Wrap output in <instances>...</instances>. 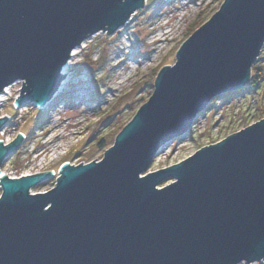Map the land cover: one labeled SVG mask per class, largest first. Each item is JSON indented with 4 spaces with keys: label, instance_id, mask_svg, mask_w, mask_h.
<instances>
[{
    "label": "water",
    "instance_id": "1",
    "mask_svg": "<svg viewBox=\"0 0 264 264\" xmlns=\"http://www.w3.org/2000/svg\"><path fill=\"white\" fill-rule=\"evenodd\" d=\"M147 0H0V94L45 107L72 52L120 33ZM264 47V0H224L158 73L154 91L99 161L20 178L0 141V264H249L264 259V119L149 172L222 95L244 89ZM8 116L0 118V130ZM141 175H145L141 177ZM163 188H157L164 182Z\"/></svg>",
    "mask_w": 264,
    "mask_h": 264
},
{
    "label": "rangeland",
    "instance_id": "2",
    "mask_svg": "<svg viewBox=\"0 0 264 264\" xmlns=\"http://www.w3.org/2000/svg\"><path fill=\"white\" fill-rule=\"evenodd\" d=\"M147 2L119 34L100 32L81 44L71 61L65 96L50 108L16 110L14 97L19 85L13 87L12 97L0 107V118L11 117L3 130L13 139L22 133L27 140L2 165L5 174H21L27 163L41 164L42 172L58 173L67 162L101 160L117 134L153 94L160 70L175 64L182 44L224 0ZM254 68L259 72L252 86L214 99L188 133L161 149L149 172L176 164L264 119V47ZM54 184L52 178L33 188L32 193L48 191Z\"/></svg>",
    "mask_w": 264,
    "mask_h": 264
},
{
    "label": "built area",
    "instance_id": "3",
    "mask_svg": "<svg viewBox=\"0 0 264 264\" xmlns=\"http://www.w3.org/2000/svg\"><path fill=\"white\" fill-rule=\"evenodd\" d=\"M128 22H127L126 25H128ZM17 85H19L18 88H17V93L18 94L14 97V100H16V98L19 96L20 90L22 88V81H19V80L16 81V82H14L12 85L6 87L4 89V91H3V93L0 94V107H1V105L3 103L7 102L12 97V89H13V87H16ZM36 108H38V107H36ZM15 109L17 110V109H20V108H18V107L15 106ZM10 119H11V117L8 118V121ZM3 129H4V126L0 130V141H3L4 144H7V143L11 142L13 140V138H11L10 136H8ZM23 136H24V140H23V143H24L27 140V137L24 134H23ZM67 163L72 164V165H78V164H80L82 162H80V163L67 162ZM43 170H44V168H43V166L41 164L40 165H34L32 163H27V164H25L23 166V170L21 171V174H19V175H8V176L10 178H20V177H23V176H30V175H34V174H37V173H41ZM57 176H58V173H55L54 172L53 178L55 180H56ZM249 264H264V259H262V260H260L258 262H252V263H249Z\"/></svg>",
    "mask_w": 264,
    "mask_h": 264
},
{
    "label": "bare ground",
    "instance_id": "4",
    "mask_svg": "<svg viewBox=\"0 0 264 264\" xmlns=\"http://www.w3.org/2000/svg\"><path fill=\"white\" fill-rule=\"evenodd\" d=\"M148 1V0H147ZM146 1V4L148 3ZM136 14V13H135ZM134 14V15H135ZM133 15V16H134ZM132 16V17H133ZM131 17V18H132ZM82 48V46L80 45L78 48H76L73 52H72V55H71V58L70 60L68 61V63L66 64V66L63 68V75H65L64 77V81L62 82L61 84V87L58 91V93L54 96L53 100L51 102H49L45 107H38L40 110H43V109H47V108H50L52 106L53 103H55L58 99L62 98L64 95V91H65V87L68 85L69 83V70H70V67H71V61L78 55L79 51L78 49ZM1 174L4 175L5 172L3 170H1Z\"/></svg>",
    "mask_w": 264,
    "mask_h": 264
},
{
    "label": "trees",
    "instance_id": "5",
    "mask_svg": "<svg viewBox=\"0 0 264 264\" xmlns=\"http://www.w3.org/2000/svg\"><path fill=\"white\" fill-rule=\"evenodd\" d=\"M258 72H259V70L254 68V66H253V68H252V76H251V80H250V83H249L248 86H252L253 85L254 81L256 80V77L258 76ZM103 145H104V141H102L100 143V146H103Z\"/></svg>",
    "mask_w": 264,
    "mask_h": 264
}]
</instances>
